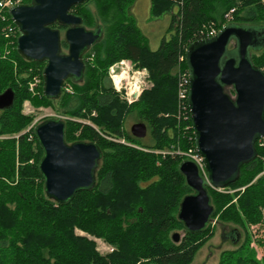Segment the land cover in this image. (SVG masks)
Instances as JSON below:
<instances>
[{"label":"trees","instance_id":"obj_1","mask_svg":"<svg viewBox=\"0 0 264 264\" xmlns=\"http://www.w3.org/2000/svg\"><path fill=\"white\" fill-rule=\"evenodd\" d=\"M136 1L86 0L71 9L102 39L84 56L83 79L68 80L54 99L43 92L46 63L25 60L17 50L18 37H6L8 25L18 31L9 13L0 21V95L9 89L14 93L13 105L0 110V264H192L213 234L210 225L215 218L224 230L231 226L228 236L233 241L245 236V243L224 252L219 264H264L254 250L245 248L250 227L260 222L264 139L256 143L257 157L226 187L236 190L234 194L207 185L214 212L197 233L188 231L178 217L181 202L194 191L180 172L186 159L175 152L196 150L188 100L179 99L177 77L179 69L188 71V48L204 40L211 26L221 31L226 25H257L264 30L257 24L264 21V0H151L153 18L170 16L167 37L157 50L150 48L130 11ZM62 50H68L64 40ZM121 59L147 69L153 84L133 105L121 100L107 78L109 65ZM250 60L264 71V45L250 52ZM36 73L42 92L32 97L28 82ZM66 84L72 93L66 92ZM225 92L235 96L231 88ZM25 100L66 117V143L97 145L101 159L93 189L78 191L65 203L48 198L37 125L24 132L34 120L22 113ZM128 120L145 124L146 137H134L126 128ZM171 150L173 154L154 153ZM76 230L102 239L113 250L101 254L94 240ZM180 232L184 236L175 244L172 235Z\"/></svg>","mask_w":264,"mask_h":264},{"label":"water","instance_id":"obj_2","mask_svg":"<svg viewBox=\"0 0 264 264\" xmlns=\"http://www.w3.org/2000/svg\"><path fill=\"white\" fill-rule=\"evenodd\" d=\"M86 0H32L14 6L9 14L19 29L17 50L27 61L45 62L44 95L59 98L68 80L81 81L84 56L102 39L89 30L71 9ZM65 27L61 32L53 26ZM264 30L226 25L214 37L195 42L187 50L188 105L195 134L196 151L205 163L206 177L192 160L180 165L187 185L194 191L180 204L179 220L192 232H202L214 208L207 191L226 188L240 177L241 168L257 157L256 143L264 138V71L253 65L250 49L264 45ZM68 45L62 50V41ZM232 45V48H231ZM231 88V97L225 92ZM14 93L0 95V110L11 107ZM44 150L40 171L49 199L65 203L78 191L93 189L101 151L92 143L65 141V123L49 119L35 128ZM131 133L138 139L147 126L136 123ZM239 235L237 236V240ZM180 233L172 235L177 244Z\"/></svg>","mask_w":264,"mask_h":264},{"label":"rangeland","instance_id":"obj_3","mask_svg":"<svg viewBox=\"0 0 264 264\" xmlns=\"http://www.w3.org/2000/svg\"><path fill=\"white\" fill-rule=\"evenodd\" d=\"M150 6H151V0H137L135 4L132 6L130 11L135 17V19L137 20L138 27L148 38L150 48L153 50H157L162 38L167 37L166 30H167L170 16L165 15L159 19L153 18L150 13ZM257 24L264 25V21H261ZM244 27H246L249 30L261 29L260 26H257V25H245ZM231 48H232V45H231ZM252 51L253 50L250 49V52ZM130 62L132 66L134 67V69H142V68H138L132 61ZM141 81H142L143 86L141 85L142 86L141 93L139 97L136 99V101L129 103L127 99H122L121 97L124 91L123 88L121 89V92L119 93L121 100L125 101L129 105H133L140 100L142 94L145 91L149 90L153 86L147 69H146V72H142ZM34 83H35V86H34L35 88L33 91H31L30 85ZM28 88H29V92L32 97L41 96L42 79L40 75H38V73L33 75V77L29 80ZM72 91H73L72 86L70 84H66V92L72 93ZM22 113L25 116H31L34 118L31 125L24 132L31 131L36 125L44 122L45 120L58 119V118H61L63 120L66 119V117L61 116L53 108L35 107L30 100L24 101L23 107H22ZM86 123L91 125L90 122L86 121ZM134 124H135L134 121L128 120L126 124L127 130L131 132V127ZM120 142L123 144L129 145L131 147H134V148L142 149L141 147L137 145L125 142V140H121ZM260 144L264 145V142ZM192 151H193L192 149H189L188 151H184V152L180 150H176L175 152L185 157V159H188L187 154L191 153ZM154 153L162 154V155L173 154V150L155 151ZM212 189H214L217 192H221V193L234 194L236 192V190H232V189L229 190L226 188L216 189L212 187ZM243 189L244 188L239 189V190H243ZM259 196H260L261 206L258 208L257 217L260 219V222L259 224L250 227L249 231H250L251 237H250V241H247L249 243L246 244L247 246H245V248L249 247L250 250H254L257 254L256 256L257 259L260 261H264V186H261L259 188ZM217 221H218V218H215L212 224L210 225V229L213 234L208 238L206 237L207 239H206L205 244L197 252L192 264H219L224 252L235 251L239 249V247H241L242 244L245 243L244 234H242V236L239 237L238 241L236 240L237 242H235L232 239H230L228 236V234L231 232L230 231L231 226L230 228H226L224 230L223 227L219 225ZM233 227L235 226L232 225V228ZM76 233L80 236H87L89 239L94 240L97 244V250L101 254H106L113 250L112 247L107 245L102 239L92 238L80 230H76ZM180 234L182 238L184 236V233L180 232ZM245 254H247V252Z\"/></svg>","mask_w":264,"mask_h":264},{"label":"built area","instance_id":"obj_4","mask_svg":"<svg viewBox=\"0 0 264 264\" xmlns=\"http://www.w3.org/2000/svg\"><path fill=\"white\" fill-rule=\"evenodd\" d=\"M22 4H24V0H0V21H3V22L6 21V15L7 13H9L12 7L22 5ZM6 30H7L6 37H10V35H15V37H19L20 35V34L18 35L19 29H17L18 31H15L9 25L7 26ZM219 32L220 31L217 28H215L214 26H211L209 29L206 30V32H204L203 36L205 39H209V38L216 36ZM180 60L181 62L184 61V57H181ZM177 77H178V85H179V99L181 101H186L188 100V94H189V71L179 69L177 71ZM34 86H35V83L30 85L31 91L34 90L35 88ZM142 86H141V89H142ZM139 95L138 96L133 95V97L130 98L131 102H129V99H127V101L129 103H132L136 101ZM187 157L188 159L186 160L194 161L198 165L200 172L206 177L205 163H204L203 158L199 155V153L196 150H193L191 153L187 154Z\"/></svg>","mask_w":264,"mask_h":264},{"label":"clouds","instance_id":"obj_5","mask_svg":"<svg viewBox=\"0 0 264 264\" xmlns=\"http://www.w3.org/2000/svg\"><path fill=\"white\" fill-rule=\"evenodd\" d=\"M146 69H134L131 62L126 59L118 60L108 67L107 78L112 88L120 93L123 88L122 99H129L133 95L138 96L141 91V75Z\"/></svg>","mask_w":264,"mask_h":264},{"label":"flooded vegetation","instance_id":"obj_6","mask_svg":"<svg viewBox=\"0 0 264 264\" xmlns=\"http://www.w3.org/2000/svg\"><path fill=\"white\" fill-rule=\"evenodd\" d=\"M263 39H264V37L260 38V40H259V41H262Z\"/></svg>","mask_w":264,"mask_h":264}]
</instances>
